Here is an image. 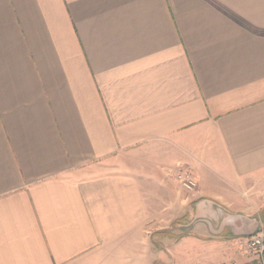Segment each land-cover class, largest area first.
I'll return each instance as SVG.
<instances>
[{
    "label": "crops",
    "instance_id": "0c3cea01",
    "mask_svg": "<svg viewBox=\"0 0 264 264\" xmlns=\"http://www.w3.org/2000/svg\"><path fill=\"white\" fill-rule=\"evenodd\" d=\"M260 229L264 0H0V264H256Z\"/></svg>",
    "mask_w": 264,
    "mask_h": 264
},
{
    "label": "built area",
    "instance_id": "2783aa9c",
    "mask_svg": "<svg viewBox=\"0 0 264 264\" xmlns=\"http://www.w3.org/2000/svg\"><path fill=\"white\" fill-rule=\"evenodd\" d=\"M174 179L179 187L186 192H194L197 188V180L189 168L177 167L174 171ZM245 251L255 257L256 264H264V229L249 236L240 244Z\"/></svg>",
    "mask_w": 264,
    "mask_h": 264
}]
</instances>
